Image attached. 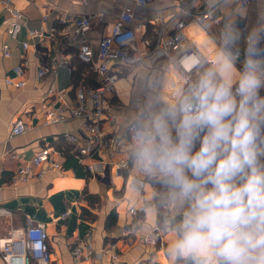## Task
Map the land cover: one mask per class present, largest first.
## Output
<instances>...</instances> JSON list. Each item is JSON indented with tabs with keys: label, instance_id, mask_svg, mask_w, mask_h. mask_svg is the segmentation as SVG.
<instances>
[{
	"label": "crops",
	"instance_id": "1",
	"mask_svg": "<svg viewBox=\"0 0 264 264\" xmlns=\"http://www.w3.org/2000/svg\"><path fill=\"white\" fill-rule=\"evenodd\" d=\"M132 2L89 0L88 4H82L78 0H14L15 8L24 14L22 31L17 39H13L6 27L0 28V205L13 213L0 217V238L7 237L11 229L26 227L29 221L45 223L50 264H75L73 249L89 235L93 239L94 252L87 264L175 263L168 254L171 240L168 221L173 209L166 205L163 222L155 200L158 192L152 180L157 181L156 178L139 172L131 162L128 169L118 167L119 161L129 159L130 145L125 125L145 97L148 69L155 66L151 59L147 58L144 67L132 72L123 69L124 76L119 79L115 94L108 96L112 118H106L104 125L120 137V146L98 148L82 160L78 149L86 145V141L75 146L68 143L65 135L79 131L84 120L69 118L48 125L43 120L42 103L50 90L56 92L51 99L58 100L61 96L59 104L71 106L77 102L76 88L80 83L94 85L99 79L97 73L80 60L77 47L66 41L63 28L68 24L72 26L82 14L102 15L94 19L89 32L91 44L97 47L100 38L111 31L123 7ZM187 4L186 0H149L147 7H136L137 36L139 41L146 40L144 48H151L157 42L159 27L156 19L165 17L168 22L165 33H173L177 22L185 18L179 9L187 7ZM201 4L190 5L189 12L204 10L209 6V0H203ZM1 7L2 0L0 10ZM229 8L235 11L236 26L242 33L239 48L243 54L245 35L264 22L261 20L264 0H251L246 7L240 6L239 0H229L227 4L220 5L216 16ZM44 15H47L46 19ZM60 17H64L67 23H61ZM29 29H40L43 36L31 37ZM219 30L205 29L192 23L186 28V33L196 40L203 54L211 56L214 48L205 49L204 42L218 36ZM25 42H28L26 49ZM5 44L11 48L8 57L2 51ZM24 61L28 62L24 75L27 85L23 88L7 85L5 78L17 80L15 67ZM42 67H49L50 70L43 77H38ZM237 67L240 68L239 63ZM168 70L163 77L176 80V71L172 67ZM18 117L24 118L30 129L23 135L10 137L11 124ZM47 145L57 151L54 157L62 168L49 170L40 178L14 185L13 176L18 167ZM89 165L93 166V172ZM85 190L97 199L93 207L83 197ZM82 206L93 211V219L81 216ZM133 206H144L145 210L133 215L130 213ZM67 211L68 215L63 217ZM114 213L116 221H113ZM155 226L164 231L163 247L148 245L144 241L145 234ZM132 227L134 233L125 236L124 230ZM113 245L121 255L118 262L106 253ZM0 264H7L1 252Z\"/></svg>",
	"mask_w": 264,
	"mask_h": 264
},
{
	"label": "clouds",
	"instance_id": "2",
	"mask_svg": "<svg viewBox=\"0 0 264 264\" xmlns=\"http://www.w3.org/2000/svg\"><path fill=\"white\" fill-rule=\"evenodd\" d=\"M228 2L209 0L211 14ZM241 37L230 14L211 56L169 54L177 79L153 72L125 125L130 162L166 189L175 264H264V22L243 60Z\"/></svg>",
	"mask_w": 264,
	"mask_h": 264
},
{
	"label": "built area",
	"instance_id": "3",
	"mask_svg": "<svg viewBox=\"0 0 264 264\" xmlns=\"http://www.w3.org/2000/svg\"><path fill=\"white\" fill-rule=\"evenodd\" d=\"M82 4H88L89 0H78ZM131 4L123 7L120 15L112 24V29L108 34L103 35L97 47L93 46L89 40V32L92 28L93 21L96 18H101L102 15L94 13L82 14L76 19L72 26L67 25L63 28V35L66 41L75 45L78 49L80 60L93 69L98 75V81L94 85L80 83L76 88L77 102L74 105L67 106L59 104L58 100H53L51 97L56 96L54 89L44 97L42 103L44 124H55L66 121L69 118H80L84 120V124L76 133H67L65 135L68 143L78 145L81 141H86V145L80 146L78 154L82 160L85 157L91 156L98 148H112L120 146V137L105 128L104 120L112 118L109 111L110 100L109 95L115 94L116 82L124 76L123 69L129 72L145 66V60L151 59L154 67L148 69L149 76L153 72H159L163 76L168 72L171 65H168V55L176 54L184 49L203 54L197 46V42L193 37L186 33V28L192 24H198L204 27L208 24L212 30H219L226 18L235 11L232 8L223 10L216 16L220 5L217 6L215 14H211L209 6L204 10L191 13L188 7L192 4L202 3L203 0H186L187 7H180L179 11L185 18L179 20L176 24L174 32L165 33L167 20L165 17H158L156 23L158 25L157 42L151 48L146 47V40L139 41L137 36L135 18L136 7H147L149 0H132ZM251 0H239L242 7L249 5ZM200 5V6H201ZM200 8V7H199ZM24 14L15 8L14 0H2L0 10V28L6 27L9 35L13 39H17L23 29ZM47 18V15H44ZM61 23H67L64 17L58 18ZM29 35L37 38L42 37L43 33L40 29H29ZM247 35H245L246 38ZM28 47V42L24 43V48ZM2 51L5 56L11 55V48L5 44L2 46ZM244 56L241 53L240 60ZM27 61L15 67L16 78L6 77L7 85L23 88L27 85L25 79V66ZM52 65V69H55ZM240 65V64H239ZM167 67V71L165 68ZM241 67V65H240ZM49 67H42L38 72V77H43L49 72ZM142 98H138L141 100ZM61 100V99H60ZM30 129V124L22 117H18L13 121L10 127V137L23 135ZM128 140V135H127ZM57 151L51 146H44L35 153L32 159L20 165L13 176L14 185L20 182H28L33 178H40L49 170H57L62 168V164L58 162L54 155ZM119 169H128L130 167L129 159H122L118 163ZM90 171H94L92 165H89ZM145 210L144 206H133L130 208V213L137 215ZM69 211L63 214V217L68 215ZM13 213L0 205V217L11 216ZM134 229H125L123 234L131 235ZM47 226L43 222L32 223L29 221L24 228L11 229L7 237L0 238V252L7 264H50L51 252L48 242ZM144 241L148 245L163 247L164 231L159 226L152 227L144 236ZM94 243L89 235L86 239L80 241L73 249V257L75 264H87L93 258ZM106 253L112 256L114 262L121 259V255L116 250V245L108 248Z\"/></svg>",
	"mask_w": 264,
	"mask_h": 264
},
{
	"label": "trees",
	"instance_id": "4",
	"mask_svg": "<svg viewBox=\"0 0 264 264\" xmlns=\"http://www.w3.org/2000/svg\"><path fill=\"white\" fill-rule=\"evenodd\" d=\"M152 181H153V184H155L157 192H158V195L156 196L155 200H156V205L158 207L159 216H160V219L164 222L165 215H166V205H167V203L165 202L166 189L157 181H155V180H152ZM83 197L89 202L91 207H93L94 203L97 201V199L92 197L91 195H89L86 190L84 192ZM81 216L83 218L87 217L89 219H93V217L95 215H94L93 211L91 209H89V207L82 206ZM116 217H117V215H116V213H114L113 214V221H116ZM112 223L115 224V222H112Z\"/></svg>",
	"mask_w": 264,
	"mask_h": 264
},
{
	"label": "rangeland",
	"instance_id": "5",
	"mask_svg": "<svg viewBox=\"0 0 264 264\" xmlns=\"http://www.w3.org/2000/svg\"><path fill=\"white\" fill-rule=\"evenodd\" d=\"M118 81H119V80H118ZM118 81H117V82H116V84H115V86H116V89H117V87H118V83H119ZM164 235H165V234H164Z\"/></svg>",
	"mask_w": 264,
	"mask_h": 264
}]
</instances>
